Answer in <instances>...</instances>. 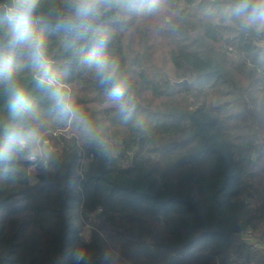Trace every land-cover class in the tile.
<instances>
[{
    "label": "trees",
    "instance_id": "16d2710c",
    "mask_svg": "<svg viewBox=\"0 0 264 264\" xmlns=\"http://www.w3.org/2000/svg\"><path fill=\"white\" fill-rule=\"evenodd\" d=\"M231 3L104 0L78 39L57 27L63 0H42L48 57L94 132L54 110L27 62L36 116L0 93V264H71L82 245L95 264L108 249L115 264H264V28L222 20ZM99 32L130 119L83 63Z\"/></svg>",
    "mask_w": 264,
    "mask_h": 264
},
{
    "label": "clouds",
    "instance_id": "9594fccd",
    "mask_svg": "<svg viewBox=\"0 0 264 264\" xmlns=\"http://www.w3.org/2000/svg\"><path fill=\"white\" fill-rule=\"evenodd\" d=\"M42 0H0V93L9 110L21 120L34 118L36 106L24 88L21 68L27 62L33 69L37 87L45 93L54 110L60 116L81 129L85 134L94 132L93 125L83 110L64 89L60 78L48 57L46 38L40 15ZM104 0H63V13L58 17L57 27L76 38L88 37L92 22L100 14ZM224 21L238 20L240 26L264 28V0H232L221 13ZM111 36L104 32L91 37V47L83 63L94 73L99 85L105 89L108 100L117 110L130 119L135 110L130 82L118 57L107 51ZM19 137V133H15ZM47 168V164L43 165ZM87 242L88 237H83ZM112 249L101 257L102 264H115ZM71 264H95L93 252L85 245L71 251Z\"/></svg>",
    "mask_w": 264,
    "mask_h": 264
},
{
    "label": "rangeland",
    "instance_id": "374dc122",
    "mask_svg": "<svg viewBox=\"0 0 264 264\" xmlns=\"http://www.w3.org/2000/svg\"><path fill=\"white\" fill-rule=\"evenodd\" d=\"M88 233H89V228H86L84 231H83V237L84 236H87L88 237ZM84 239V238H83ZM242 239H244L245 241L251 243V244H255V243H258L257 239L256 238H253L252 236H250L249 234H244L242 236Z\"/></svg>",
    "mask_w": 264,
    "mask_h": 264
},
{
    "label": "water",
    "instance_id": "95a60500",
    "mask_svg": "<svg viewBox=\"0 0 264 264\" xmlns=\"http://www.w3.org/2000/svg\"><path fill=\"white\" fill-rule=\"evenodd\" d=\"M185 83H186V80H182V81H179V82H173V85L179 86V85H183Z\"/></svg>",
    "mask_w": 264,
    "mask_h": 264
},
{
    "label": "built area",
    "instance_id": "2783aa9c",
    "mask_svg": "<svg viewBox=\"0 0 264 264\" xmlns=\"http://www.w3.org/2000/svg\"><path fill=\"white\" fill-rule=\"evenodd\" d=\"M32 158V157H31Z\"/></svg>",
    "mask_w": 264,
    "mask_h": 264
}]
</instances>
